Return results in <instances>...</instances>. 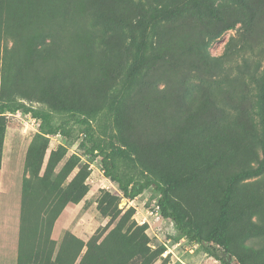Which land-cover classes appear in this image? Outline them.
<instances>
[{
	"label": "rangeland",
	"instance_id": "obj_1",
	"mask_svg": "<svg viewBox=\"0 0 264 264\" xmlns=\"http://www.w3.org/2000/svg\"><path fill=\"white\" fill-rule=\"evenodd\" d=\"M57 1L67 4V14L78 21L75 26L63 28L61 23L50 28L49 13L58 21ZM103 2L0 0V103L18 99L52 109L62 100L106 99L120 68L93 45L98 30L90 26V18ZM236 6L225 2L222 7L231 28L221 31L214 20L220 34L210 40L208 49L220 58L219 71L215 68L203 85L192 80L187 92L174 85L163 89L168 78L157 80L160 91L144 98L152 107L138 101L126 108L127 139L137 143L145 157L180 166L190 178L175 198L198 208L205 231L214 225V200L229 175L256 167L263 158L255 133L261 132L264 0L253 11ZM122 11L130 18L138 15L134 7ZM207 96L218 100L216 109L202 104ZM203 134L215 139L208 154L216 162L206 172L183 166V146ZM0 164V179L8 190L4 202L9 213L12 210L11 228L16 225L19 182L34 202L27 222L24 218L20 264H221L198 243L177 237L175 224L161 216L153 191L134 199L123 197L104 175L99 157L82 145V129L73 123L46 137L31 114H4ZM237 195L257 197L260 211L237 223L231 249L244 252L249 264H264V172L242 181Z\"/></svg>",
	"mask_w": 264,
	"mask_h": 264
},
{
	"label": "trees",
	"instance_id": "obj_2",
	"mask_svg": "<svg viewBox=\"0 0 264 264\" xmlns=\"http://www.w3.org/2000/svg\"><path fill=\"white\" fill-rule=\"evenodd\" d=\"M260 1L104 0L90 18V26L98 30L93 45L120 68L117 82L107 92L106 99L101 103L62 100L52 109L9 99L0 103V119L6 113L18 111L31 114L39 121V131L46 137L63 132L70 123L79 126L82 145L87 146L90 155L99 157L104 175L116 183L123 197L134 199L153 191L161 216L175 224L178 238L198 243L205 253L221 264H249L247 255L232 251L230 245L237 223L250 220L260 211L257 210L260 200L237 195V186L264 172V84H261L259 93L258 125L261 132L255 133L261 142L263 158L256 167L243 168L229 175L225 187L214 200L216 218L208 231L204 230L198 208L175 198L177 191L190 184V178L182 174L184 169L167 166L158 158L145 157L140 146L127 139L124 126L127 107L138 101L146 108L153 106L144 98L160 91L157 80L166 82L168 78L163 89L174 85L187 92L192 80H199L203 85L213 76L215 68L219 71L220 58L212 56L208 49L210 40L220 34L214 28V20L221 26V31L231 28V20L222 12L225 2L253 11L259 8ZM56 3L59 5L58 21L54 13H49L50 28L62 24L63 28L75 26L78 21L67 14V4L63 1ZM129 6L138 10L135 18L122 11L123 7ZM61 9L66 13H60ZM202 104L209 109H216L219 105L218 100L210 96L205 97ZM214 140L203 134L188 142L190 146H183L182 150L183 164L194 170L210 171L216 162L208 154ZM32 204L31 195L25 190L22 192L18 264L22 263L25 250L22 238L24 218L27 222Z\"/></svg>",
	"mask_w": 264,
	"mask_h": 264
},
{
	"label": "crops",
	"instance_id": "obj_3",
	"mask_svg": "<svg viewBox=\"0 0 264 264\" xmlns=\"http://www.w3.org/2000/svg\"><path fill=\"white\" fill-rule=\"evenodd\" d=\"M1 178V176H0ZM4 183L0 179V264H5L8 261L10 264H18L19 260V238H20V222H21V209H22V182L18 184L19 193L17 204V219H14L15 227L12 226V218L9 214H12V210L9 213L8 202L6 201L8 196V190L4 188ZM7 204V207L6 205ZM14 231V233H12Z\"/></svg>",
	"mask_w": 264,
	"mask_h": 264
}]
</instances>
